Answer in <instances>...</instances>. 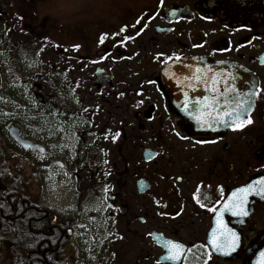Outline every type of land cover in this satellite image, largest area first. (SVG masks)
Returning a JSON list of instances; mask_svg holds the SVG:
<instances>
[{"label": "flooded vegetation", "instance_id": "1", "mask_svg": "<svg viewBox=\"0 0 264 264\" xmlns=\"http://www.w3.org/2000/svg\"><path fill=\"white\" fill-rule=\"evenodd\" d=\"M24 1L22 50L13 56L19 131L31 146L16 145L1 129L0 150L22 168V198H14L37 241L26 264H171L161 259V237L207 245L175 264H255L264 250V194L248 196L247 216L222 214L241 237L229 255L208 245L217 226L208 208L264 177V0H105L98 17L84 15L86 0H66L53 11L41 7L50 0H35L29 16ZM6 35L0 32V72L11 66ZM198 60L253 75L255 107L245 118L251 123L210 131L180 113L175 98L194 95L188 84L196 73L171 76L180 74L176 94L178 81H163L161 73ZM22 86L34 96L22 94ZM198 186L206 207L193 198ZM60 188L74 192V208L45 198ZM17 216L2 219L14 226Z\"/></svg>", "mask_w": 264, "mask_h": 264}, {"label": "snow or ice", "instance_id": "2", "mask_svg": "<svg viewBox=\"0 0 264 264\" xmlns=\"http://www.w3.org/2000/svg\"><path fill=\"white\" fill-rule=\"evenodd\" d=\"M163 0H161V3ZM140 21L138 20L137 23ZM147 25H145L146 27ZM144 29L141 28L140 32ZM120 32H124V28L120 29ZM140 32H137L136 35H139ZM107 34L101 35V42H103L104 37ZM117 35V34H113ZM133 37L125 36L124 40L132 39ZM123 43V41H121ZM74 47H79L75 45ZM168 59H171L169 57ZM178 59V58H177ZM200 70L197 69V72ZM191 79L200 80L201 77L199 75H194ZM219 81L213 76L210 82V91L213 93L218 92L216 85ZM194 87V85H190ZM236 89L234 87H228L225 89L224 95L227 97V94L230 92H235ZM256 93L253 91H249L247 93L238 94L237 98L232 100L225 101V107L222 111L217 112L216 110L220 107V102L215 95L212 97L205 96L202 99L195 101V111L189 112L188 115L192 117L200 127L211 126L213 122L219 123H227V120L234 121V127L240 128L243 127L247 123H251L250 119L241 120V116H243L246 112L250 110L251 106V98ZM190 101L186 99L184 104V108L187 109L189 107ZM227 118V119H224ZM119 135V132L116 133V136ZM116 136H113L114 140ZM105 138H107V134H105ZM179 179V177H177ZM107 190V188L105 189ZM199 186L197 189V193H194L193 198L197 200V203H200L201 207H206L204 203H201L198 198ZM251 194L261 195L264 194V177H260L258 181L253 183H249L243 187L236 188L233 192L229 194L226 200L221 203L220 200L216 201V204L221 205L220 208H216L215 205L209 207V211H215L216 213V227L211 229V233L208 239V245H211L212 251L221 252L224 255H229L232 252H235L241 243V237L238 233L227 227L224 223L222 214L224 212H231L233 215L247 216L248 212L245 208V204L247 203V198ZM207 199V196L204 197ZM111 207V205H109ZM178 214V213H177ZM163 215V213H162ZM149 235H152L149 233ZM158 243H162L163 247L166 249V254L161 257L162 260L169 261L171 264H175L177 261H187L188 256L186 253L191 252L193 248L199 249L201 247L207 248V245H192L191 247H186L184 243L179 241H175L172 239H165L161 237L158 240ZM157 264H160V261H157ZM204 264H207V260L204 261ZM256 264H264V250L260 251L259 256L257 258Z\"/></svg>", "mask_w": 264, "mask_h": 264}, {"label": "rangeland", "instance_id": "3", "mask_svg": "<svg viewBox=\"0 0 264 264\" xmlns=\"http://www.w3.org/2000/svg\"><path fill=\"white\" fill-rule=\"evenodd\" d=\"M22 1L23 0H1L0 1V10L5 12L4 17L6 18H0V32H5L7 35L5 36L4 40L7 43V48L10 49V57L9 61L10 63L8 65H11L8 67V70H2V74L0 75L1 82H3V85L5 87L1 88L0 93V114L2 115L3 112H6L7 115L4 116L6 122H12V123H18L17 117H18V111H20V100H19V93H20V80L18 75V61L17 58H13L12 55H17L21 53L22 50V38L20 37V33L22 32V25L20 23V18H22ZM35 0H25L24 6L26 8L27 16L30 14V8L32 3ZM66 0H50V3L44 7L46 10H59L60 6L63 5V3ZM68 2V0L66 1ZM71 3V1L69 0ZM105 0H86L87 8L85 9L84 15L85 16H91V17H98L100 16V8L104 5ZM117 4V3H116ZM49 6V7H48ZM61 12V11H60ZM8 18V19H7ZM4 23V24H3ZM21 26V27H20ZM109 25H106V28H108ZM11 34V35H10ZM1 43V41H0ZM29 45V43H27ZM5 49V46H0V49ZM24 73L22 72V76ZM31 94L34 96L35 89H27L26 87L22 86V94L25 96H28V94ZM5 94V95H3ZM1 124L3 126V123L1 121ZM5 131H8L9 127L6 125V127H2ZM8 143L11 144L12 141L8 140ZM18 157L19 155H13ZM16 159V158H15ZM17 160V159H16ZM33 176V175H31ZM27 186L29 188V192L34 195L36 192V185L34 184V181H27ZM45 193V192H44ZM45 195H48L45 194ZM74 192L70 188H60L57 192H53L52 195L45 196L46 199L49 200V203L52 204L54 207L59 209H72L75 206V201L73 199ZM3 251V252H1ZM4 250H0V264H5L3 257H4ZM8 264V263H7Z\"/></svg>", "mask_w": 264, "mask_h": 264}, {"label": "water", "instance_id": "4", "mask_svg": "<svg viewBox=\"0 0 264 264\" xmlns=\"http://www.w3.org/2000/svg\"><path fill=\"white\" fill-rule=\"evenodd\" d=\"M184 65V66H183ZM185 66L190 67V68H185ZM191 66H197L195 68H191ZM197 69L200 71L197 72ZM181 71H186V74L188 73H196L195 75H199L201 77L200 80H196L195 83H190V85H194V87H191L189 84L188 86L194 89L196 92L190 99H187L190 101L189 107L187 109L184 108L185 102H180L179 101V96L175 98L174 104L178 109H180V113L187 117L189 121L199 129L203 130H210V131H215V130H222L230 125L234 124L233 120H227V123H219V122H213L211 126H205V127H200L197 122L188 115L189 112H194L195 111V101L202 99L205 97V94H203V89L206 86L207 82H211L213 76L216 77V79L219 81L216 85L217 89L219 90L216 93H213L210 91V94L208 97H212L215 95L217 99L220 102V107L216 110L217 112L222 111L225 107V101L226 100H232L237 98L238 94L242 93H247L250 90L256 93V89L258 87V81L253 77V75L249 72L243 71L241 69H238L236 66L233 67L231 64H223L219 63L217 65L209 66L205 63L204 60H198L193 63V61L190 62H177V63H172L171 65L167 66L166 69H164L161 73L163 81H178V84H176L175 87H172L175 92L179 91V88L182 87L179 84L180 81V74L175 78H172L175 73H179ZM208 74L211 77L206 79L204 76ZM195 80V79H194ZM192 80V81H194ZM228 87H234L236 89L235 92H230L227 94V97L224 95L225 89ZM255 101H256V94L251 98V106L250 110L246 112L243 116H241V120H245V118L250 115V113L253 111L255 107ZM227 119V118H224ZM9 134L10 136L14 139V141L19 144L20 146L23 147H30L28 143L22 141L21 135L19 130L11 126L9 129ZM256 264V263H255Z\"/></svg>", "mask_w": 264, "mask_h": 264}, {"label": "trees", "instance_id": "5", "mask_svg": "<svg viewBox=\"0 0 264 264\" xmlns=\"http://www.w3.org/2000/svg\"><path fill=\"white\" fill-rule=\"evenodd\" d=\"M8 53L9 54H7L6 58H4L6 64L10 63V49L8 50ZM16 58L17 57H15V59ZM1 87L0 93L2 92ZM18 114V123L16 124L12 122L10 123L9 121L6 122L4 118V116L7 115L6 112H3L2 115L0 114V130L3 129L2 127H6V125H15L21 130L22 105L20 106ZM17 161L18 160L14 157H8L0 150V250H4L5 255L3 254V260L5 264H26L29 260L28 257H26V254L34 251L37 242L34 236L36 234L33 230H29L28 223L23 220L22 202L16 203L14 198V196L22 198V168H20V163ZM28 202L32 203L30 200ZM7 215H18V219L14 226L7 225L2 219V217Z\"/></svg>", "mask_w": 264, "mask_h": 264}]
</instances>
